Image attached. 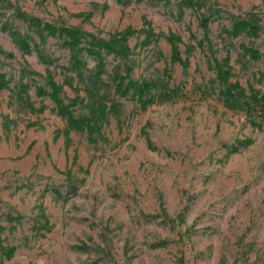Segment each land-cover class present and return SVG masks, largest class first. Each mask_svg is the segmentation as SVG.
Here are the masks:
<instances>
[{
    "label": "rangeland",
    "instance_id": "rangeland-1",
    "mask_svg": "<svg viewBox=\"0 0 264 264\" xmlns=\"http://www.w3.org/2000/svg\"><path fill=\"white\" fill-rule=\"evenodd\" d=\"M183 1L0 0V264H264V123L225 101L200 26L208 17L215 55L230 53L231 80L264 93V0ZM250 15L257 36L229 34ZM61 26L99 39L130 26L155 35L131 36L127 58L102 52L96 78L92 52L79 51L82 70L72 65ZM169 32L181 37L187 75L171 61ZM126 66L158 84L145 107L116 91ZM49 77L77 117L89 89L107 99L99 131L68 126L37 91H51ZM238 139L248 144L231 151Z\"/></svg>",
    "mask_w": 264,
    "mask_h": 264
},
{
    "label": "trees",
    "instance_id": "trees-1",
    "mask_svg": "<svg viewBox=\"0 0 264 264\" xmlns=\"http://www.w3.org/2000/svg\"><path fill=\"white\" fill-rule=\"evenodd\" d=\"M195 0H184L183 5L195 6L197 5ZM22 15L24 13L20 12ZM209 23L210 19L206 16L200 20V26L204 31V39L208 42L210 53L212 54V61L216 70V76L220 83L224 86L222 94L225 101L229 106L240 107L246 113L248 121L257 127H261L264 123V93L259 89H255L250 86L248 89L243 87L240 82L232 81V73L230 66V53L227 52L222 58L215 55V50L209 37ZM50 27V25H48ZM57 32L66 38L65 43L68 45L72 52V65L79 70H82L86 65L79 56L80 50H87L95 54L98 65L95 76L99 78L104 71V57L102 52L113 53L121 58H127L131 54L132 49L129 46V38L136 32H144L148 38L155 35L150 27H143L141 29H135L133 27H127L123 31L112 35L109 39H99L95 35L82 30L80 27L73 26H61L56 29ZM261 26L259 19L255 15H250L249 18L236 19L231 29L228 31L233 37H237L243 32H247L253 36H257ZM166 40L171 47V61L178 62L183 69V73L187 75L190 66L189 59L182 56L180 49L181 37L175 32H169L166 34ZM89 38V39H87ZM87 39L89 47H80V43ZM200 44L202 42H199ZM20 44L25 48L28 47V42L25 38L20 37ZM243 53L248 56L249 59L258 60L261 57V51L255 47L241 44ZM131 66L125 67V74L117 75L116 91L121 94L132 93L133 97L142 105L146 106L154 101L152 97V90L158 88V84L154 80L150 79H134L131 77ZM48 84L51 91H46L42 87H38L37 91L41 94H48L56 103L60 114L66 118L68 126L70 128H86L89 132L99 131L101 125L107 120L108 115V101L103 95L88 90L89 102L85 104L87 108V114L82 117H77L71 113L68 106L63 103V99L60 97V85H58L52 77L48 78ZM8 81L0 75V90L7 87ZM21 88L27 89L26 84H21ZM73 102V100H72ZM68 128L67 131L70 129ZM248 144V139H238L231 146V151H237L241 145ZM69 172V171H68ZM42 214H45L42 211ZM182 218L183 214H179ZM6 218L10 221H21V215L7 214ZM48 222V221H47ZM50 229V227H47ZM16 250L15 247L7 249L6 253L10 256ZM178 264H185L183 257L178 261Z\"/></svg>",
    "mask_w": 264,
    "mask_h": 264
}]
</instances>
